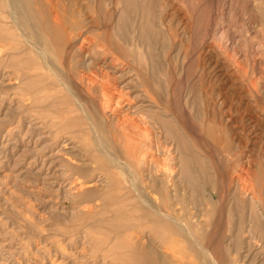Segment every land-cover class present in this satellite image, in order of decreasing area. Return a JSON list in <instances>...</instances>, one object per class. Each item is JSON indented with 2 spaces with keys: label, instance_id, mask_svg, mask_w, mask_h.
Segmentation results:
<instances>
[{
  "label": "rangeland",
  "instance_id": "rangeland-1",
  "mask_svg": "<svg viewBox=\"0 0 264 264\" xmlns=\"http://www.w3.org/2000/svg\"><path fill=\"white\" fill-rule=\"evenodd\" d=\"M39 2L16 0L52 70L0 0V264H132V246L149 240L163 264L208 263L180 236L140 227L129 201L101 187L108 174L101 159L86 171L96 165L93 143L108 141L89 117L102 127L101 109L116 104L108 93L117 92L151 129L156 172H173L177 208L191 214L215 260L264 264V0ZM55 12L64 15L65 37L44 29ZM63 71L86 82L77 100L58 81ZM73 178L92 193L77 197Z\"/></svg>",
  "mask_w": 264,
  "mask_h": 264
},
{
  "label": "bare ground",
  "instance_id": "bare-ground-1",
  "mask_svg": "<svg viewBox=\"0 0 264 264\" xmlns=\"http://www.w3.org/2000/svg\"><path fill=\"white\" fill-rule=\"evenodd\" d=\"M4 1L6 4V10L8 9L7 10L8 12H6V16H4V17H7V19L10 20L9 22H11V24L13 25L16 32L19 33V36L21 37L23 42H26L28 45H30L29 47L33 48V51L37 52V53L36 52L35 53L40 57V59L42 60V62L45 65V67L47 69L52 70L53 68H51V64H52L51 61H49L46 58L47 55L45 53H43V49H46L47 47L40 46V42H39L40 37H39V35L37 36L33 32L34 27L31 26V23L29 22V20H31L30 19L31 14L29 13V11L25 10L23 13V12H20L18 10V4L21 1H19V3H16V0H4ZM41 1L42 0H40V2ZM44 1L50 2V0H44ZM21 3L23 4V1ZM43 4L45 5V3H43ZM53 6L55 8V5H52V7ZM45 7H46V5H45ZM24 8H28V7L24 6ZM33 8H32V10H33ZM50 8H51V6H50ZM60 9L65 11L64 9H62L59 6V10ZM53 12L54 11H52L51 13H53ZM62 12H60V13H62ZM25 13H27V16ZM32 13H33V11H32ZM35 13L37 16L38 13L37 12H35ZM46 13H44V14H46ZM53 14H52V19H50V18L48 19L46 17L47 15L44 16V17H46V19L45 18H43V19L47 20V22H49V20H50V22H52V23L49 22L50 24H48L46 22L47 26L45 25L46 24L45 23L44 25L46 27L44 28V26L42 25V28L47 29L49 31L54 30L52 33L56 32L55 36H64L65 35L64 30L59 29V28H61L59 25H64V23H62V24L59 23V22H61V20H60L61 18L59 19V17L63 16L62 17V21H63L64 15L61 14V16H59L58 14H56V12H55V15H53ZM64 14H65V12H64ZM33 15H35V14L33 13ZM24 16H26L27 19H29V20L25 21ZM65 20H66V18H65ZM39 21H41L40 18H39ZM42 21L44 22V20H42ZM68 21H70V20L68 19ZM35 22L32 23V25L35 24ZM24 23H26V27H28L26 29V31H24V29H23L24 28L23 26L25 25ZM38 24H40V23L38 22ZM68 24L69 23L66 22L67 26H68ZM70 24H72V23H70ZM65 26L63 28L67 27V26L66 27ZM31 27H33V28H31ZM57 27H58V29H57ZM9 28L11 29V27H9ZM35 29L37 30V27ZM41 30H43V29H41ZM47 30H45V31H47ZM38 31H40V30L38 29ZM44 33H46V32H44ZM10 34H11V31H10ZM37 34H38V32H37ZM48 34H50L49 35L50 37L54 36L53 34L51 35V32L46 33V35H48ZM14 39H16V38L14 37ZM31 39L33 42H35L34 44L30 41ZM53 39L55 40V38H53ZM56 41H57V39H56ZM16 42H17V40H16ZM37 42L39 43V45L37 44ZM52 42H53V40H52ZM60 43H63V41ZM53 46H54V43H53ZM24 47H26V46H24ZM60 48L61 47H59V49ZM49 51H51V50H49ZM82 62H83V60H82ZM50 72H54V71H50ZM65 72L63 71V74ZM66 73H65V79L64 80L58 79L59 78L58 77L57 78L58 81L60 80L59 82L62 85V87L71 96H74V95L78 96L79 91H77V88L79 86H81L82 83H86V82H83L84 81L83 76L72 75L70 73L66 74ZM104 78H105V76H104ZM91 81H92V79H91ZM115 82H116V80H115ZM104 83H106V82H104ZM76 97H75V99L77 100ZM108 97H109V99L114 97L118 100H117L116 104H114V105H109V102H108V106L106 105L102 109L99 107L101 109V112H102L101 113L102 117H104L106 123L103 122L102 127H100V123L94 114L93 115L91 114L89 117V119L91 121H92V116L95 119L96 126H94V127H97L96 129L98 131L106 129L107 135H108V141L105 138V143L107 146L102 145L100 140L97 143L94 142L96 145L93 143V145L91 146V150L89 152L94 153V160H95L96 165H95V167L86 169V171L90 170V169H92L93 171L94 170L96 171L97 168L99 167L98 162L101 159L103 161L102 165L105 164L104 170L106 172H108V174L105 175V178H103V181L105 180V184L103 181H101L102 184H104L101 187H104V188L106 186L112 187V188L116 189L114 191V192H116L115 195L120 194V196H118V198H120L121 200L124 199L125 201L126 200L129 201V204L125 205V206L133 209V210L132 209L131 210L133 212H135L134 218L137 222H139L140 227H146V228L149 227L148 229L155 232V234H161V235L165 234V235L170 236L171 239L175 236H180L184 245L186 243L189 245V248H191V249L193 247L195 248V246L200 249V252H201L200 253V259L203 263L208 262L210 264H219V262H217L214 258V252L211 250V247L204 243L205 238L204 237H203L204 239L202 238V236H204V235H201V236L195 235L196 233H194L195 231L192 229V225H191L192 219L188 218L191 214L188 213V210H186V209H181V211H180V209H178L179 208L178 206L180 204L179 205L177 204L176 196L174 194L175 193V190H174L175 185L173 182V176H174L173 172L170 171L168 173H165L163 176L160 175V177L162 176V178H159V175L157 173L159 171V169L156 172V163H155L159 159L158 158L159 157V151L157 149V147H158L157 144H155L153 140L149 139V137L152 136V134H153V133L151 135L149 134L150 133L149 131L151 129L148 130V128L144 127V125L141 123L142 120H141V117L139 115L135 116L134 114H132V112H131L132 106L130 103H125L124 105L120 104V100L122 98H124L123 93L117 92V93H114L111 95L108 93ZM105 109L109 112V117L105 114L106 113ZM153 122H154V120H153ZM90 125H91V122H90ZM154 127H156V126H154ZM150 128H153V127H150ZM169 128H170V133H168V135H171L170 138H172V140H174V138H175V137H173L174 131H175V134H177L176 128L173 124L168 122V129ZM152 141L154 144L152 143ZM190 166H188V167H190ZM186 169H187L186 165H182L180 174L178 172V175H180L182 177L186 173ZM82 179L83 178H73L69 182V189L71 190V192L74 191L76 194L79 193V195H77V197H79L82 194H84L85 197H87L88 195H90L92 193L91 190L84 188V185L86 184V182H84ZM98 182H99V179L96 180L95 182L89 183L87 185H88L89 189L96 188ZM200 185H202V184H200ZM202 187H203V185H202ZM196 192H197L196 194H199L198 191H196ZM204 193H205V191H204ZM178 203H180V202H178ZM205 204H206V202H205ZM206 206H208V203ZM91 209H92V206H87L85 210H86V212H88ZM196 211H198V210H196ZM194 221H195V218H194ZM135 224H134V226H136ZM137 226H138V224H137ZM199 227H201V226H199ZM136 229L137 228H135V230ZM131 232H133V230ZM202 232H205V231H202ZM138 238H140V237L138 236ZM137 240H139V239H137ZM170 242H168V243H170ZM141 243H142L141 241L136 242V244H134L130 250V254H132V258H133L132 264H163L161 257H158V255L156 256V255H153L151 253V251L153 250V243H151L150 240H149L147 245H145L143 243L141 244ZM173 243H175V242H173ZM185 255H187V254L185 253ZM189 256H190V254H189ZM183 257H185V256H183ZM187 257L188 256H186V258ZM193 257H190V258H192L191 260H193ZM182 258H179V259H182ZM197 262H198V260H197ZM188 264H191V263H188Z\"/></svg>",
  "mask_w": 264,
  "mask_h": 264
}]
</instances>
